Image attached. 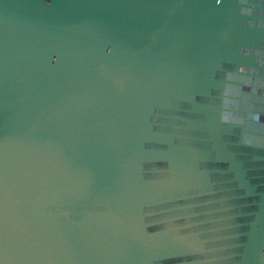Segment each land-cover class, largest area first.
<instances>
[{
  "label": "water",
  "instance_id": "obj_1",
  "mask_svg": "<svg viewBox=\"0 0 264 264\" xmlns=\"http://www.w3.org/2000/svg\"><path fill=\"white\" fill-rule=\"evenodd\" d=\"M0 264H264V0H0Z\"/></svg>",
  "mask_w": 264,
  "mask_h": 264
}]
</instances>
